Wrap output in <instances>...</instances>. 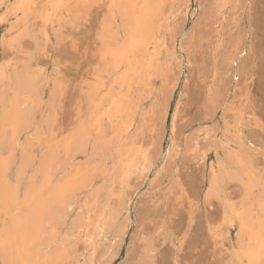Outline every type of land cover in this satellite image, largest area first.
Segmentation results:
<instances>
[{
    "label": "rangeland",
    "instance_id": "374dc122",
    "mask_svg": "<svg viewBox=\"0 0 264 264\" xmlns=\"http://www.w3.org/2000/svg\"><path fill=\"white\" fill-rule=\"evenodd\" d=\"M11 1L0 0V37L3 38L0 39V62L3 60L0 66L6 65L7 70H11L30 62L37 84L42 85L36 118L46 117L50 86L54 82L58 85L59 96L55 97L58 100L54 102L51 115L55 116V126L63 128L65 135L69 131L67 127L71 128L76 122V115L84 116L93 109L86 98L88 85L102 81L105 88L116 87L117 76L102 71L97 53L99 35L96 36L112 0H100L101 3L97 1L88 9L81 8L83 12L78 15L75 10L71 13L62 9L63 12L57 11L55 16L49 11L52 0ZM62 1L68 0L59 2ZM167 3V9L164 10L166 5L162 6V11L167 12L164 16L161 13L163 38L158 37L166 41H160V45L163 43L167 49L161 47L160 71L152 79L153 87L141 95V107L134 122L140 149L138 161L141 162L124 184L116 185V196L111 197L115 199L114 205L128 206L127 216L122 211L125 217L120 216L118 225L111 227V223H106L101 233L95 234L96 238L91 232L82 246L106 235L101 237V245L97 243L98 250L97 246L95 248L97 259L107 250L112 235L117 234L118 255L111 264H238L229 262L237 230L234 223L231 227L227 224L223 206L225 200L237 205L243 191L239 183L225 181L221 184L220 199L210 196L207 188L212 171L218 163H225L226 149L220 147V143H228L233 151L244 152L254 173L264 171V0H168ZM33 7L37 17L32 15ZM64 16L69 23L63 20ZM52 19L60 22L48 23ZM73 19L77 20H74L76 25ZM43 35L49 36L43 38ZM20 47V52L29 56L19 54ZM27 57L35 58L26 61ZM98 75H102L101 78ZM32 151L39 154L40 148L34 145ZM87 202L90 205L94 198L89 197ZM102 202L98 199L94 203L101 205ZM93 208L91 204L88 211L91 219ZM79 237L76 238L78 254L88 245H79L82 239ZM144 248H150L152 253L141 255Z\"/></svg>",
    "mask_w": 264,
    "mask_h": 264
},
{
    "label": "bare ground",
    "instance_id": "6f19581e",
    "mask_svg": "<svg viewBox=\"0 0 264 264\" xmlns=\"http://www.w3.org/2000/svg\"><path fill=\"white\" fill-rule=\"evenodd\" d=\"M59 1L52 0L50 2L51 10L49 9V11L55 13L54 16L57 11H62V9L64 12L71 11V13L75 10L78 15L80 11L83 12L81 8L88 9L92 7L93 3L100 2V0ZM167 1H110L107 12L104 9L101 29L98 28L101 31L96 35H99L98 40L100 42H98L100 47L97 49V53L103 68L102 71L105 70L110 75L117 76L116 87L113 88L111 85L105 88V83L102 81H95L88 85L86 98L88 103L92 104L93 109L88 110L84 116L76 117V115L74 125L69 129L66 126V130L69 131L65 135L62 132L63 128L55 126V116L51 115V110H54V102L58 100L55 97L56 95L59 96L58 89L60 88L58 85L54 82L50 86L49 109L46 110L48 112L46 117L39 116L40 118H36V106H38L41 97L39 93L42 85L37 84L36 72L31 68L30 62L22 63L21 67H17L18 69L12 67L11 70H7L6 65L0 66V264H111L117 257L119 246L115 244L118 238L117 234L112 235L114 237L109 242L107 250L97 259L94 256L95 248L97 243L101 245L100 242L106 235L103 234L102 237L100 234V239L97 238V241L94 239L96 238L95 234L101 233L106 223H111V227H114L116 224L118 225L117 221L118 219L120 221V216L124 212L125 214L128 213V206L120 203L114 205L115 199L112 200L111 197L112 195L116 196V185L124 184L126 178L141 162L138 161L140 149L133 130L134 122L141 107L140 100L143 99L141 95L143 93L145 95L148 89L153 87V77L160 71L159 60L162 49L165 47L162 46L163 43L160 45L163 39L158 40V37H162L164 34L161 31L163 28L161 13L164 16V13L167 12V10L166 12L162 11V6H165ZM16 2L18 1L16 0ZM20 3L22 2L20 1ZM37 4L35 5L39 7V3ZM167 6L164 10L167 9ZM33 10H31L33 11L32 15H35L34 12L37 10L35 8ZM42 14L40 15L42 16ZM65 16L64 21L67 17ZM22 17L24 16L22 15ZM76 18L78 17L75 16ZM34 19L36 20L35 17ZM54 19L49 20L51 22L48 23H52ZM75 19H73V23ZM43 20L45 21V19ZM55 21L53 25L56 24ZM14 23L16 24V22ZM66 23L64 26L67 25ZM41 27L43 28V26ZM42 28L41 30L45 29ZM30 31L32 32V30ZM53 31L55 32L54 28ZM9 32L11 34L10 28ZM160 32L163 34L161 35ZM46 37L43 35V38ZM0 39L3 38L0 37ZM18 50L22 52L21 47ZM21 52L19 54H22ZM30 54L33 56V53ZM23 55L29 56L26 53ZM166 56L168 57V55ZM28 58L33 60L35 57H27L26 61H29ZM94 61L93 63H95ZM2 62L3 60L0 64ZM57 73L55 72V74ZM55 76L57 77V75ZM101 76L99 77L101 78ZM56 77H54L55 81ZM88 82H93V80ZM66 130L64 129V131ZM138 130L140 131V129ZM223 136L226 137L225 133ZM138 137L141 138V134ZM219 139L218 141H220ZM34 145L40 148L39 154L32 151ZM141 147L143 146L141 145ZM220 147L226 149L225 163H218L217 168L212 171L208 182V194L217 198L219 195L221 196V184L225 181L239 183L243 191L237 205L225 200L223 206L227 224L231 227L234 223L237 230L235 244L230 254L228 253L231 255L229 262L264 264V171L254 173L250 161L244 157V152L233 151L234 149L232 150L228 143H220ZM120 186L119 188H121ZM120 191L119 193H121ZM103 195L105 196L104 199L100 200ZM89 197H93L94 202L98 199L100 202L103 201L101 205L91 203L95 207L91 216L93 219L88 216L91 206L87 202ZM75 206L78 208L75 209ZM91 232L95 238L91 242L89 240L90 244L87 241L82 246L83 241L86 242ZM79 236L84 240L81 239V243L80 241V244L77 243L82 247L88 245L82 253L78 254L76 240ZM103 241L107 243L106 240ZM151 253L150 248L147 250L144 248L141 255Z\"/></svg>",
    "mask_w": 264,
    "mask_h": 264
}]
</instances>
